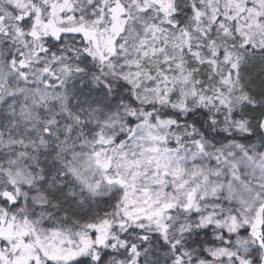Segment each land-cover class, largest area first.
<instances>
[{"label": "snow or ice", "instance_id": "obj_1", "mask_svg": "<svg viewBox=\"0 0 264 264\" xmlns=\"http://www.w3.org/2000/svg\"><path fill=\"white\" fill-rule=\"evenodd\" d=\"M0 264H264V0H0Z\"/></svg>", "mask_w": 264, "mask_h": 264}]
</instances>
